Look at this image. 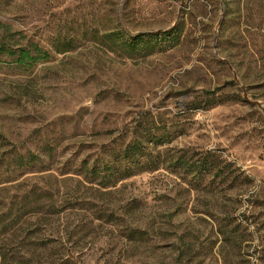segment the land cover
I'll use <instances>...</instances> for the list:
<instances>
[{"label":"rangeland","instance_id":"obj_1","mask_svg":"<svg viewBox=\"0 0 264 264\" xmlns=\"http://www.w3.org/2000/svg\"><path fill=\"white\" fill-rule=\"evenodd\" d=\"M0 41L49 55L0 64V264H264V0H0Z\"/></svg>","mask_w":264,"mask_h":264},{"label":"trees","instance_id":"obj_2","mask_svg":"<svg viewBox=\"0 0 264 264\" xmlns=\"http://www.w3.org/2000/svg\"><path fill=\"white\" fill-rule=\"evenodd\" d=\"M171 34V33H170ZM163 34L165 38H170L169 35ZM149 35L139 34L138 40L128 36L124 30L120 33H114L109 37V44L113 50L121 52L126 56L132 54H141L142 50L148 48L145 44V38ZM65 52V51H64ZM49 55L47 51L41 48L38 44L28 43L25 46L13 47L3 41H0V64H11L21 68H31L40 62L48 60ZM140 145H131L126 147L121 155V159L131 158L130 165H125L122 169L114 168L113 173L109 175H102V179L115 178L117 181L124 180L129 177L139 175L144 172H152L156 169V164L152 160V157L143 155V159L140 160L137 156L142 154ZM11 151L10 153L14 156L9 161V166H13L15 169L20 170L22 168L31 167L35 165L39 159L36 155L26 152L25 154ZM111 168L106 170L111 171ZM113 170V169H112ZM99 170L93 171V175H98Z\"/></svg>","mask_w":264,"mask_h":264}]
</instances>
